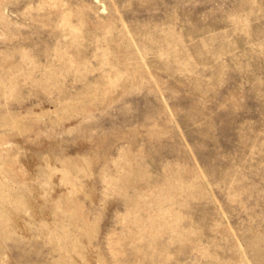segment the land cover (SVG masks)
Wrapping results in <instances>:
<instances>
[{
  "label": "rangeland",
  "instance_id": "rangeland-1",
  "mask_svg": "<svg viewBox=\"0 0 264 264\" xmlns=\"http://www.w3.org/2000/svg\"><path fill=\"white\" fill-rule=\"evenodd\" d=\"M0 264H264V0H0Z\"/></svg>",
  "mask_w": 264,
  "mask_h": 264
}]
</instances>
